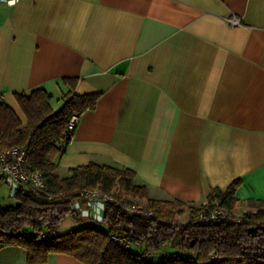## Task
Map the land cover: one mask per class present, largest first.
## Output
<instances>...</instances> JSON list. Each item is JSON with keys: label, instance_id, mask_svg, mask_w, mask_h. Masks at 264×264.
I'll use <instances>...</instances> for the list:
<instances>
[{"label": "crops", "instance_id": "1", "mask_svg": "<svg viewBox=\"0 0 264 264\" xmlns=\"http://www.w3.org/2000/svg\"><path fill=\"white\" fill-rule=\"evenodd\" d=\"M35 89L55 111L99 94L55 158L60 177L117 165L147 198L196 205L238 179L237 199L264 201V0H0L2 101L23 117L14 94ZM26 257L0 249V264Z\"/></svg>", "mask_w": 264, "mask_h": 264}, {"label": "trees", "instance_id": "2", "mask_svg": "<svg viewBox=\"0 0 264 264\" xmlns=\"http://www.w3.org/2000/svg\"><path fill=\"white\" fill-rule=\"evenodd\" d=\"M14 96L23 117L0 102V147L24 146L27 165L42 173L45 186L39 196L22 188L10 191L13 203H0V249H24L29 264L45 263L51 253L68 254L84 264H264V201L237 199L238 179L225 189L212 188L206 204L196 205L177 198H147L135 172L117 165L90 162L60 177L55 158L65 152L75 127L69 129L68 121L93 109L99 94L71 92L57 111L44 89ZM93 188L152 214L128 215L107 203L101 217L94 218L80 194ZM215 204L230 218L194 220ZM242 209L246 212L239 214ZM185 212L186 219L180 221ZM68 216L73 227L60 231ZM111 235L125 238L129 247L112 241ZM165 245L175 249L155 256Z\"/></svg>", "mask_w": 264, "mask_h": 264}, {"label": "built area", "instance_id": "3", "mask_svg": "<svg viewBox=\"0 0 264 264\" xmlns=\"http://www.w3.org/2000/svg\"><path fill=\"white\" fill-rule=\"evenodd\" d=\"M16 1L17 0H6V3L8 5H13ZM1 101L2 94H0V102ZM77 119L78 117L76 115L70 117L68 121L69 129H72L76 125ZM2 182L9 187L10 191L22 188V190L28 192L32 196H39V193L45 186L42 173L38 170L31 169L27 165V152L24 146L0 147V185ZM80 194L86 199V209L94 218H99V216H94V214L98 213L99 206L103 204L104 211V206L107 203L118 206L120 210L128 215L148 216L152 214L151 211H146L138 204L131 203L127 200L116 199L111 194L101 192L98 188L85 189ZM203 204H206V202ZM229 218L230 216L223 211L218 204L206 210L205 213L200 212L194 215V220H201L204 222ZM111 240L123 247H129L123 237L111 235Z\"/></svg>", "mask_w": 264, "mask_h": 264}, {"label": "rangeland", "instance_id": "4", "mask_svg": "<svg viewBox=\"0 0 264 264\" xmlns=\"http://www.w3.org/2000/svg\"><path fill=\"white\" fill-rule=\"evenodd\" d=\"M0 203L4 204V205H9V204H12L13 203V200L10 196V189L9 187L4 183L2 182L1 185H0ZM82 210L84 211V213L87 212V210L85 209V207H82ZM103 212V204L99 206V211L98 213L94 214V216L98 217L99 218L101 217V214ZM246 212V210L242 209L239 214H242ZM186 219V212L183 213L182 215L179 216V220L180 221H184ZM73 227V221L72 219L68 216L66 218H64V220L62 221L60 227H59V230L60 231H66V230H69ZM131 249L132 250H135L136 249V246H134L133 244H131ZM175 248L169 246V245H165L162 247V249L159 251V252H156L154 255L155 256H160L162 255L165 251H173ZM154 256V257H155Z\"/></svg>", "mask_w": 264, "mask_h": 264}]
</instances>
